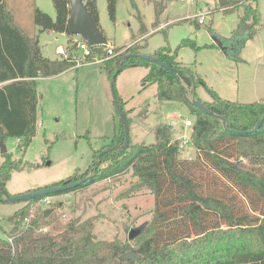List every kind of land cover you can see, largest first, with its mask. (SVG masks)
I'll use <instances>...</instances> for the list:
<instances>
[{"label": "trees", "instance_id": "trees-1", "mask_svg": "<svg viewBox=\"0 0 264 264\" xmlns=\"http://www.w3.org/2000/svg\"><path fill=\"white\" fill-rule=\"evenodd\" d=\"M51 1L56 18L53 20L34 7L33 24L40 32L71 36L69 0ZM214 1L223 14L242 9L240 22L231 34L233 40H238L237 49L242 50L257 33V0ZM153 3L156 28L165 6L161 2ZM83 4L105 37L99 26L97 0H83ZM131 4L136 9L133 0ZM107 10L114 22L116 0H107ZM137 18L139 33L145 34L141 15ZM183 46L194 51L201 49L190 39L181 40L178 47ZM214 47L213 43L204 46ZM144 48L145 44L134 43L124 53L105 60V70L112 78L117 69L120 73L124 69L143 67L148 70L144 82L156 85L159 101L186 105L194 118L190 144L195 157L180 158L181 149L177 140L171 139L167 125L156 128L153 143H128L123 147L124 129L120 123V133L96 152L90 172L88 169L78 177L74 173L28 193L80 182L77 187L25 203H37L131 171L137 179L133 190L145 188L154 198L152 217L132 245L129 240H97L93 234L94 218H73L59 227L55 219L43 213L32 216L22 225L29 215L24 208L16 213L10 234L0 237V264H264V121L253 131L264 114V97L252 103L221 98L198 74L195 64L178 62L177 49L169 46L157 49L151 55L153 61L131 56L116 64L121 56L142 54ZM121 49L114 48L113 53ZM91 50L89 62L94 57V47ZM103 54L106 57V52ZM156 60L171 69L160 66ZM76 66L72 56L55 60L44 57L35 37L18 26L5 0H0V138L4 143L7 138H15L19 140L18 148L26 150L36 134L38 79L57 76ZM199 87L209 96V101L196 98L195 90ZM112 89L116 94L114 83ZM116 98L126 117L125 102ZM193 99L211 114L196 108ZM126 122L129 121L126 119ZM0 156V203L10 204L5 200L9 195L6 184L11 174L23 165L8 152ZM47 227L49 230H43ZM128 252L134 257L123 258Z\"/></svg>", "mask_w": 264, "mask_h": 264}, {"label": "rangeland", "instance_id": "rangeland-1", "mask_svg": "<svg viewBox=\"0 0 264 264\" xmlns=\"http://www.w3.org/2000/svg\"><path fill=\"white\" fill-rule=\"evenodd\" d=\"M133 1L136 9L131 0H116L113 22L108 15L107 0H97L99 26L109 48H122L119 52L124 53L129 46L140 43L145 44L141 53L152 55L157 49L169 46L172 50L177 49L178 62L183 65L195 64L198 74L221 98L240 103L262 99L264 0H257V33L242 50L237 49L238 40H233L231 35L243 14L240 8L231 14H223L214 0ZM154 1L165 6L156 28L153 26ZM5 2L18 26L35 37L41 54L46 58L61 59L62 56L55 54L56 47L73 48L76 42L84 40L74 34L67 36L40 32L33 24L34 7L53 20L56 18L51 0ZM138 15H141L145 25V34L139 33ZM200 16L204 22L198 25ZM213 37L228 48L226 53L217 46L204 48L213 43ZM183 39L193 40L201 49L194 51L188 46L178 47ZM104 49L105 46L103 49L102 46H95L94 57L89 63L82 51L73 49L71 56L77 62L76 67L57 76L38 79L36 134L25 151L18 148L17 139L5 140L7 152L15 160H21L23 165L21 170L11 174L6 184L10 196L51 186L74 173L78 177L88 169L90 172L96 152L120 133L121 118L114 104L112 78L108 76L104 63H96L104 57ZM147 73L148 70L143 67L128 68L121 71L114 81L115 96L125 102L129 143H145L162 125H175L170 132L172 140H177L184 132L190 135L191 128L185 130L183 125L186 120L193 122L194 119L187 106L179 102L159 101L156 98V85L144 82ZM195 94L200 101L210 100L200 87ZM177 142L181 143L180 140ZM190 143L191 140L185 147L179 145L181 159L195 157ZM136 182L131 171H125L75 191L46 197L37 203H0V237L10 234L16 213L27 208L28 221H23L22 225L27 224L32 216H41L45 212L47 217L56 220L59 227L73 218H94L93 234L97 240L128 242L129 232L134 229L141 231L150 221L154 208V198L149 190H133ZM132 243L133 240L129 241V244Z\"/></svg>", "mask_w": 264, "mask_h": 264}, {"label": "water", "instance_id": "water-1", "mask_svg": "<svg viewBox=\"0 0 264 264\" xmlns=\"http://www.w3.org/2000/svg\"><path fill=\"white\" fill-rule=\"evenodd\" d=\"M69 6H70V16H69V20H68V32L70 34H74V35H79L81 36L91 47H95V46H106L107 41L105 39V37L101 34V32L98 30L95 22L93 21L91 14L89 12H87L86 7L83 4V0H69ZM213 44H215L221 51H223L224 53H226L228 51V48L226 46L223 45V43L216 37H213ZM138 57L142 60L145 61H153L154 58L151 55H144V54H126L121 56L116 64H120V62L128 57ZM156 62L170 70L171 68L160 62L159 60H156ZM119 69L116 70L115 74L112 77V85L114 83V80L117 76V74L119 73ZM112 93L114 96V104L117 110V113L119 114L121 121L120 123L123 126L124 129V145L123 147H126L129 143V135H128V126H127V122H126V117L124 116L121 107L119 106L118 100L115 96V93L112 89ZM192 104L198 108L200 111H202L203 113L206 114H211V112H209L200 102H198L197 100L193 99L192 100ZM264 121V114L263 116L260 118V120L257 122L256 126L254 127L253 131H256L260 128L261 124ZM154 141V134H151L145 144H151ZM7 153V149L5 146V143L3 141V138H0V154L3 155ZM84 181V180H82ZM80 184V182H75L73 184L67 185V186H61V187H55V188H49V189H44V190H39V191H35L32 193H24L18 196H10L7 195L5 197V200L9 203H22V202H27L30 199H34V198H38V197H42V196H46L48 194H52V193H57L60 191H65V190H69L72 188L77 187ZM45 217L47 216V212H45ZM141 231L134 229L131 230L128 234V240H134ZM134 255L132 252H128L126 254H124L123 258H133Z\"/></svg>", "mask_w": 264, "mask_h": 264}, {"label": "built area", "instance_id": "built-area-1", "mask_svg": "<svg viewBox=\"0 0 264 264\" xmlns=\"http://www.w3.org/2000/svg\"><path fill=\"white\" fill-rule=\"evenodd\" d=\"M200 17L201 18L198 20V23L199 24H203V22H204L203 17L202 16H200ZM106 46H105V49L103 50L104 53L106 52V57H103V58L98 59L96 61V63H103L105 60L113 57V55H114L113 48H109V45H106ZM91 48L92 47L85 40H83L81 42H76L75 43V46L73 48H67V49H65L64 47H62L60 45V46L56 47L55 54L56 55H59V56H62L61 59H67V58H69L71 56V52L73 51V49L74 50H77L78 49V50L82 51L83 57L85 58L86 62L89 63L88 60L91 57V53H92ZM120 53H122V52H119V53H117L115 55H120ZM72 60L75 61L74 58H73V56H72ZM93 62H95V61H93ZM76 65H77V62H76ZM183 125H184L185 128H188V127L191 128L192 121L191 120H186ZM178 140L181 141V143L179 145L181 147H185L189 143V141H190V135H188V134H186L184 132L183 135H180L179 136V138L177 139V141ZM24 221L27 222L28 221V218H26Z\"/></svg>", "mask_w": 264, "mask_h": 264}, {"label": "crops", "instance_id": "crops-1", "mask_svg": "<svg viewBox=\"0 0 264 264\" xmlns=\"http://www.w3.org/2000/svg\"><path fill=\"white\" fill-rule=\"evenodd\" d=\"M159 27H163L162 25H159ZM49 32V31H48ZM248 42V41H247ZM247 42L245 43V45L247 44ZM48 59H50V58H48ZM51 60H55V59H51ZM263 78H264V75H263ZM2 84H0V86H1ZM219 95V94H218ZM220 96V95H219ZM221 97V96H220ZM264 97V95L261 97V98H263ZM169 128H170V130L171 131H173L174 130V128H175V125H170L169 126ZM187 128H185V130H186Z\"/></svg>", "mask_w": 264, "mask_h": 264}]
</instances>
